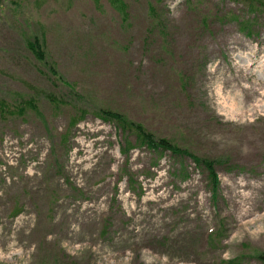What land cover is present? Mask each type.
Returning <instances> with one entry per match:
<instances>
[{
    "label": "rangeland",
    "instance_id": "1",
    "mask_svg": "<svg viewBox=\"0 0 264 264\" xmlns=\"http://www.w3.org/2000/svg\"><path fill=\"white\" fill-rule=\"evenodd\" d=\"M240 78L264 85V0H0V264H264Z\"/></svg>",
    "mask_w": 264,
    "mask_h": 264
},
{
    "label": "trees",
    "instance_id": "2",
    "mask_svg": "<svg viewBox=\"0 0 264 264\" xmlns=\"http://www.w3.org/2000/svg\"><path fill=\"white\" fill-rule=\"evenodd\" d=\"M116 2H118V0H116ZM28 45L39 60L45 59V53L42 49L41 41L38 38H35L34 41H30ZM108 117H111L112 119L115 118V120H117L119 125L122 126L123 128L124 127H127V128L136 127L137 129H139L140 130L139 137H141L142 142L148 145L150 148L160 149L162 151L169 150L173 153L187 155V152L185 150L179 149L172 142L164 138H156L151 133L146 132L142 128V126L140 125L135 126L132 122L128 121L123 116L119 115L118 113L109 112ZM192 158L199 166L204 165L207 168V170L209 171V175L212 179V185H213L214 192H216L219 186V179H218V174L215 170L214 162L210 160H202L200 158L193 157V156ZM259 258H261L264 261V255L259 256Z\"/></svg>",
    "mask_w": 264,
    "mask_h": 264
},
{
    "label": "bare ground",
    "instance_id": "3",
    "mask_svg": "<svg viewBox=\"0 0 264 264\" xmlns=\"http://www.w3.org/2000/svg\"><path fill=\"white\" fill-rule=\"evenodd\" d=\"M232 49H237V48L235 46H233ZM256 56H257V52L254 50L252 52V58L246 59V57H243V59H241L239 62H236L235 66L237 68H240V69L242 68V69H245L246 71H248L256 63H258L256 61ZM260 66H262V65H260ZM249 76H250V73H248V72H246L244 75V77H249ZM259 80H262V78L259 77ZM228 81L234 82V78L228 79ZM235 84L238 88H240L242 90L243 95L246 92H249V94L247 95V98L245 100L241 101L244 105H246V103L248 102V98L252 97V95H260V96L264 97V85L257 83V81L250 83L247 79L240 78L239 83H235ZM254 106H256V107L262 106L263 107L264 106V99L262 98L261 100H257V102ZM245 215H247V212Z\"/></svg>",
    "mask_w": 264,
    "mask_h": 264
}]
</instances>
